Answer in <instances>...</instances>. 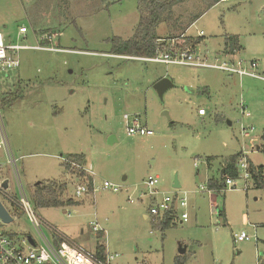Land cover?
Listing matches in <instances>:
<instances>
[{
	"label": "rangeland",
	"instance_id": "rangeland-1",
	"mask_svg": "<svg viewBox=\"0 0 264 264\" xmlns=\"http://www.w3.org/2000/svg\"><path fill=\"white\" fill-rule=\"evenodd\" d=\"M137 3L0 0V34L6 42L64 49H20L19 67L7 78L0 76L1 117L21 184L31 197L35 182H67L65 197L77 204L42 207L36 213L91 253L105 244L110 253L120 254L118 263L174 264L184 246V264H261L264 188L253 187L242 176L230 190L224 185L210 189L207 180L220 178L232 153L243 151L254 164H264V81L211 67L110 54L113 37L134 35L140 18ZM172 10L173 20L156 27L159 37L199 36L201 30L198 50L207 62L220 63L226 59L221 55L224 36L237 34L238 57L255 59L264 75V0H225L210 7L187 0ZM21 26L24 34H18ZM56 29L61 35L50 42ZM161 77L173 82L162 99L153 87ZM242 105L249 116L242 115ZM199 108L205 115L198 114ZM124 114L138 115L153 134L128 135ZM78 153L84 155L93 190L75 197V183L85 178L71 175L61 160ZM154 175L158 197L187 193V222H172L161 231L143 217L149 198L139 199L146 188L142 181ZM102 181L119 189H106ZM90 221L100 222L105 232H93ZM7 227L19 237L35 235L25 213ZM241 231L257 239L235 243L233 234Z\"/></svg>",
	"mask_w": 264,
	"mask_h": 264
},
{
	"label": "built area",
	"instance_id": "built-area-1",
	"mask_svg": "<svg viewBox=\"0 0 264 264\" xmlns=\"http://www.w3.org/2000/svg\"><path fill=\"white\" fill-rule=\"evenodd\" d=\"M224 1L225 0H221ZM26 27H19L18 34H24ZM59 33H52L49 41L51 42L53 37H56ZM204 32L199 31V36H203ZM163 38H158L157 43L164 42ZM161 45V44H160ZM25 48H35L50 51H61L62 48L47 47L42 45L29 46L21 43H8L5 41L4 36L0 34V76L7 78L10 71L17 69L20 65L19 50ZM156 54L151 57H137L143 61L162 63L165 65L176 64L181 66H192L201 68H216L224 72L237 74L241 76H251L264 81V75L260 74L258 64L255 59L242 60L238 57L237 52L239 49H234L232 52L222 51L221 55L226 59L220 63L207 62V58L201 54L197 46L184 45L181 46L177 38L167 41L164 50H156ZM128 57V56H127ZM241 113L245 117L250 113L246 110V107L242 105ZM203 108L198 109L199 115H205ZM125 127L128 135H134L135 133L143 135H151L153 132L144 127L140 121V117L136 114L129 116L124 114ZM246 129V128H245ZM252 130L253 128L250 127ZM242 135L248 137L249 131L243 129ZM0 151L4 152L5 160L0 161V203L4 206L11 220L5 222L0 217V264H121L118 263L120 254L110 253L106 250L104 259H99L95 254L85 250L82 246H79L73 242L62 231L57 230L46 219L39 216L36 213V208L32 204L31 197L25 192L24 187L21 184L18 168L16 167V158L12 154L10 149L6 130H4L3 120L0 111ZM241 155L237 160V177L242 176L244 180H250V171L247 155L241 151ZM62 162L69 163L71 169H82L89 172L85 166L80 163L69 161L68 158L62 157ZM194 165H197L195 160ZM8 171L11 173V177L8 175ZM13 182L10 180L12 179ZM229 175L224 176V186L227 190L234 189L236 186L235 178ZM145 185V190L139 194V199L143 197L149 198V204L147 208L146 217L151 220L155 215L162 216L164 213L172 211V222L184 223L188 221L189 213L185 210L188 207L187 193L174 194L164 193L161 197H158L159 189L157 187L158 177L148 176L142 181ZM6 183V186L3 184ZM103 187L111 189L113 192H117L118 185L111 184L108 181H102ZM247 183H245V187ZM201 189H204L202 186ZM89 192V186L83 179L75 183L74 195L79 197L80 195ZM133 203L132 199H128ZM184 209L179 212V209ZM25 213L31 224L35 229V235L24 234L23 236H17L11 229H8L7 225L12 223L15 217ZM89 225L92 231L99 233V231L105 232V228L100 222L90 221ZM43 228H46L49 234L45 233ZM30 237V238H29ZM234 242H240L244 240L254 239L257 237L255 234L248 235L246 232L241 231L233 234ZM133 264H140V262H134Z\"/></svg>",
	"mask_w": 264,
	"mask_h": 264
},
{
	"label": "trees",
	"instance_id": "trees-1",
	"mask_svg": "<svg viewBox=\"0 0 264 264\" xmlns=\"http://www.w3.org/2000/svg\"><path fill=\"white\" fill-rule=\"evenodd\" d=\"M187 0H138L137 10L140 13V18L138 24L135 28V33L129 39H123L119 36H115L110 40L111 43V53L116 55L128 56V57H151L156 54V50H164L167 41L173 38H177L178 42H180L181 46L189 45L197 46L203 40L201 36H185L182 33L178 36H170L167 38H163L165 41L161 43H157L159 37L157 35L156 27L162 22L169 20L172 18L173 20V10L172 7L180 2H184ZM208 7L215 5L221 0H201ZM194 20L191 19L190 24ZM161 44V45H160ZM234 49H241V45L239 44V35L237 34H226L223 38L222 42V51L232 52ZM221 51V52H222ZM13 95V93L11 94ZM17 98V95L13 98ZM261 139L264 143V134L261 136ZM262 151L264 152V145L262 146ZM241 153L237 152L231 154L228 159H226L224 164L221 166L220 178L215 179L211 177L207 180L208 187L211 188H219L224 185V176L229 175L232 177H237V160L239 159ZM66 158L69 161L80 163L84 165V155L76 154V155H68ZM210 161V158H207V162ZM249 171H250V181L252 182V186L255 188H264V164L256 165L248 159ZM61 165L67 169L71 175H75L78 178L84 177L87 185L89 186V191L93 190L92 178L88 174L85 173L82 169H71L69 163L61 162ZM67 182L58 181L56 179H46L35 182L33 184V189L31 192V201L36 209L42 207H61L65 205H74L77 202L71 197H65V193L67 190ZM219 216H223V211H219ZM172 218L173 212L169 211L164 213L162 216L155 215L153 217L152 226L159 228L161 231L165 230L172 226ZM102 232V231H99ZM106 253V245L103 243H99L95 249V255L99 259H104ZM185 259L182 255L177 254L175 256L174 264H184ZM261 264H264L262 261Z\"/></svg>",
	"mask_w": 264,
	"mask_h": 264
},
{
	"label": "water",
	"instance_id": "water-1",
	"mask_svg": "<svg viewBox=\"0 0 264 264\" xmlns=\"http://www.w3.org/2000/svg\"><path fill=\"white\" fill-rule=\"evenodd\" d=\"M172 85H173V82L170 81L167 77H161L157 81H155V83L153 84V87L154 89H156L159 98L162 99L165 91L171 88ZM164 114L167 117H169L166 111H164ZM3 185L6 186V183H4ZM173 186L177 188L180 187V183L178 182L176 177L173 179ZM0 217L5 222H9L11 220V216L9 215L7 209L4 206H2L1 203H0ZM184 252H185V247L180 246L178 249V254L181 255Z\"/></svg>",
	"mask_w": 264,
	"mask_h": 264
},
{
	"label": "crops",
	"instance_id": "crops-1",
	"mask_svg": "<svg viewBox=\"0 0 264 264\" xmlns=\"http://www.w3.org/2000/svg\"><path fill=\"white\" fill-rule=\"evenodd\" d=\"M56 30H57V33H59V34L61 35V31H60L59 29H56ZM51 41H52V40H51ZM118 56H119V55H118ZM120 56H122V55H120ZM252 146H254V145H252ZM232 154H234V153H232ZM230 155H231V154H230ZM230 155H229V156H230ZM229 156H228V157H229ZM228 157H227L226 159H228ZM226 159H225V160H226ZM209 162H210V161H209ZM220 172H221V171H220ZM223 215H224V214H223ZM143 217L146 218V215L144 214ZM194 217H195V215H194ZM222 217H223V216H222ZM244 219H246V218L244 217ZM102 233H103V232H102ZM96 246H97V245H96ZM96 246H95V249H96ZM95 249H94V252H92L93 254H95ZM106 250H107V249H106ZM107 251H108V250H107ZM108 252H109V251H108Z\"/></svg>",
	"mask_w": 264,
	"mask_h": 264
}]
</instances>
